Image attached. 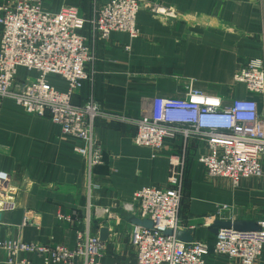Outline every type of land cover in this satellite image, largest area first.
Instances as JSON below:
<instances>
[{
    "label": "crops",
    "instance_id": "crops-1",
    "mask_svg": "<svg viewBox=\"0 0 264 264\" xmlns=\"http://www.w3.org/2000/svg\"><path fill=\"white\" fill-rule=\"evenodd\" d=\"M5 1L0 0V6ZM147 1L175 8L178 18L164 23L142 8L137 14L140 36L134 39L119 31L103 39L94 37L90 27L85 29L95 60L73 102L83 105L94 100L114 114L96 121L95 133L106 150V161L91 175L86 159L75 152L76 138L64 135L50 118L29 114L11 99H0V170L11 173L22 189L18 209L2 213L0 240L73 248L78 231L89 228L100 237L106 227L109 233L102 241L100 262L136 264L137 248L130 233L137 215L126 205L144 187H166L170 161L176 156L184 162L182 230L193 229L194 241L207 242L213 251L216 234L205 224L222 207L227 209L220 220L257 224L264 219V159L262 176L235 187L229 179L208 176L199 162L207 151L199 135L168 138L156 154L134 141L136 122L150 111L153 97L180 98L190 86L224 97L225 106L250 97L264 122V94L252 95L234 81L249 60H264V0ZM94 2L45 0V9L58 12L72 6L90 19ZM38 76L36 71L18 70L21 81ZM47 80L57 90H67L61 77L50 75ZM91 179L100 188L89 189ZM26 210L33 211L38 225L21 227ZM60 215L73 216L74 222H61ZM24 256L32 264L42 263L37 255ZM6 259L0 249V264H8ZM206 264L239 263L211 252ZM255 264H264V249Z\"/></svg>",
    "mask_w": 264,
    "mask_h": 264
},
{
    "label": "built area",
    "instance_id": "built-area-1",
    "mask_svg": "<svg viewBox=\"0 0 264 264\" xmlns=\"http://www.w3.org/2000/svg\"><path fill=\"white\" fill-rule=\"evenodd\" d=\"M142 8H148L164 23L178 18L175 8L147 0H95L90 19L72 6L47 11L45 0H6L0 6V99H11L29 114L50 118L64 135L76 138L79 144L75 152L86 159L90 175L106 161V150L95 133L96 121L114 114L94 100L83 105L73 102L89 79L88 69L95 60L85 29L90 25L93 36L103 39L113 31L137 38V14ZM19 68L36 71L39 76L21 81ZM50 75L61 77L67 90L52 86L47 80ZM234 81L252 95L264 94V60H249L235 73ZM223 101L222 96L207 95L192 86L180 98L153 97L150 111L136 122L134 141L156 154L168 138L181 135L187 140L199 135L207 146L199 162L208 176L229 179L238 187L243 180L263 174L264 122L254 99H235L226 106ZM170 162L166 187H144L126 205L137 218L153 223L151 229L132 226L136 264H206L211 252L239 264H255L264 249V219L257 223V231L219 229L213 251L207 242L187 243L177 238V231L183 229L184 162L179 156ZM96 188L100 184L91 179L89 189ZM21 190L11 173L0 170V214L18 209ZM226 209H217L205 225L220 219ZM103 211L110 213L109 209ZM58 219L74 222L73 216L60 215ZM38 223L33 211L26 210L21 227ZM168 230L171 235L166 234ZM0 249L6 253L8 264H32L25 260L27 254L40 257L41 264H102L103 243L88 228L77 232L73 248L9 238L0 240Z\"/></svg>",
    "mask_w": 264,
    "mask_h": 264
},
{
    "label": "water",
    "instance_id": "water-1",
    "mask_svg": "<svg viewBox=\"0 0 264 264\" xmlns=\"http://www.w3.org/2000/svg\"><path fill=\"white\" fill-rule=\"evenodd\" d=\"M2 214H0V220H1ZM134 225L145 227L148 229H151L153 227V223L150 220L147 219H139L134 218L133 221ZM206 228H210L213 233L217 234L219 232V229L221 228H227V229H233L237 232H252L258 230V225L256 223L252 222H243V221H225L216 219L213 223L205 225ZM193 229H187V230H179L177 231V238L183 242H193L194 236H193ZM108 228L104 227L100 231V240L106 241L108 238ZM167 235H171L172 231L168 230L166 232Z\"/></svg>",
    "mask_w": 264,
    "mask_h": 264
},
{
    "label": "trees",
    "instance_id": "trees-1",
    "mask_svg": "<svg viewBox=\"0 0 264 264\" xmlns=\"http://www.w3.org/2000/svg\"><path fill=\"white\" fill-rule=\"evenodd\" d=\"M87 27H90V25H87ZM87 27H86V28H87Z\"/></svg>",
    "mask_w": 264,
    "mask_h": 264
}]
</instances>
